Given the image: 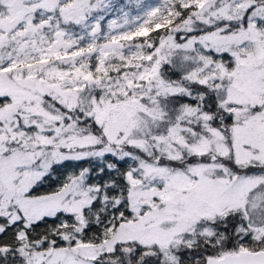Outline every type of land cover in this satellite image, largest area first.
<instances>
[{
    "label": "snow or ice",
    "instance_id": "obj_1",
    "mask_svg": "<svg viewBox=\"0 0 264 264\" xmlns=\"http://www.w3.org/2000/svg\"><path fill=\"white\" fill-rule=\"evenodd\" d=\"M0 264H264V0H0Z\"/></svg>",
    "mask_w": 264,
    "mask_h": 264
}]
</instances>
